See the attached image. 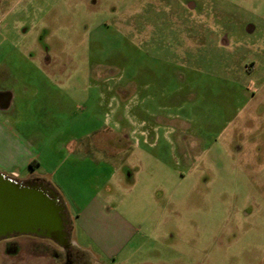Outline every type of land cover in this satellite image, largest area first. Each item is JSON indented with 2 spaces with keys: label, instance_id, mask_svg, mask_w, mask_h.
I'll list each match as a JSON object with an SVG mask.
<instances>
[{
  "label": "rangeland",
  "instance_id": "1",
  "mask_svg": "<svg viewBox=\"0 0 264 264\" xmlns=\"http://www.w3.org/2000/svg\"><path fill=\"white\" fill-rule=\"evenodd\" d=\"M47 62L27 130L87 133L140 233L106 259L67 203L89 264H264V0H0V90Z\"/></svg>",
  "mask_w": 264,
  "mask_h": 264
},
{
  "label": "crops",
  "instance_id": "2",
  "mask_svg": "<svg viewBox=\"0 0 264 264\" xmlns=\"http://www.w3.org/2000/svg\"><path fill=\"white\" fill-rule=\"evenodd\" d=\"M18 55L24 57L22 52ZM30 59L36 58L31 56ZM49 72L48 62L43 67L17 69L16 74L22 76L20 87L0 90V170L19 181L34 180L44 184L57 195L69 218L67 203H71L77 215L78 226L85 229L99 253L109 260L118 258L131 247L140 233L120 213L108 211V204L100 197L101 188L97 181L104 177L105 169L112 168L111 163H98L88 157L89 149L81 145L87 133L82 135L80 132L61 142L62 131L46 133L43 137L39 133L29 132L27 125L32 126L30 118L38 117V106L33 103L22 108L16 106L19 99L28 100L31 97L32 100L37 96L39 87L47 91L56 87ZM114 99L118 101L117 97ZM118 104L120 105L119 102ZM26 109L31 110V117L25 114ZM117 134L124 132L118 131ZM131 134L141 138L146 133L133 130ZM128 138L130 139V135ZM135 147L140 148L137 145ZM33 162L37 164L31 169ZM37 170L43 171V174L36 175ZM89 181H93L90 188L83 190L82 187ZM82 249L98 259L90 249Z\"/></svg>",
  "mask_w": 264,
  "mask_h": 264
},
{
  "label": "water",
  "instance_id": "3",
  "mask_svg": "<svg viewBox=\"0 0 264 264\" xmlns=\"http://www.w3.org/2000/svg\"><path fill=\"white\" fill-rule=\"evenodd\" d=\"M66 217L65 206L44 184L0 173V239L12 234L62 239Z\"/></svg>",
  "mask_w": 264,
  "mask_h": 264
},
{
  "label": "flooded vegetation",
  "instance_id": "4",
  "mask_svg": "<svg viewBox=\"0 0 264 264\" xmlns=\"http://www.w3.org/2000/svg\"><path fill=\"white\" fill-rule=\"evenodd\" d=\"M66 222L62 239L38 234H12L0 239L1 253L12 264H89L88 255H92L72 239L74 227L68 216Z\"/></svg>",
  "mask_w": 264,
  "mask_h": 264
},
{
  "label": "trees",
  "instance_id": "5",
  "mask_svg": "<svg viewBox=\"0 0 264 264\" xmlns=\"http://www.w3.org/2000/svg\"><path fill=\"white\" fill-rule=\"evenodd\" d=\"M36 164H37V163H34V162H33V163L30 165V168H31V169H34Z\"/></svg>",
  "mask_w": 264,
  "mask_h": 264
}]
</instances>
